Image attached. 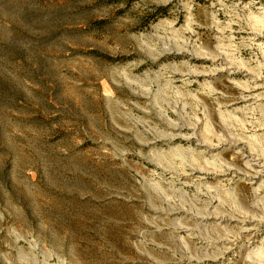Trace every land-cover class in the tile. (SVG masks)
Returning <instances> with one entry per match:
<instances>
[{"label":"rangeland","instance_id":"1","mask_svg":"<svg viewBox=\"0 0 264 264\" xmlns=\"http://www.w3.org/2000/svg\"><path fill=\"white\" fill-rule=\"evenodd\" d=\"M0 264H264V0H0Z\"/></svg>","mask_w":264,"mask_h":264},{"label":"trees","instance_id":"2","mask_svg":"<svg viewBox=\"0 0 264 264\" xmlns=\"http://www.w3.org/2000/svg\"><path fill=\"white\" fill-rule=\"evenodd\" d=\"M165 8H162V7H159L157 9H155L152 13H150L148 15V17L150 19H156V18H159V17H163L165 15Z\"/></svg>","mask_w":264,"mask_h":264},{"label":"bare ground","instance_id":"3","mask_svg":"<svg viewBox=\"0 0 264 264\" xmlns=\"http://www.w3.org/2000/svg\"><path fill=\"white\" fill-rule=\"evenodd\" d=\"M255 165L258 166L259 165V162L256 161V164ZM258 168H261V167H258ZM259 173H261V171H259ZM199 220H200V223H202V222L203 223H206V221L208 220V218L207 217H201ZM180 229H184V231L186 233H188V235H187L188 236V239L187 240H189L192 237V233H191V231H189L188 228H182V227H180Z\"/></svg>","mask_w":264,"mask_h":264}]
</instances>
